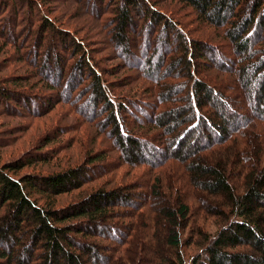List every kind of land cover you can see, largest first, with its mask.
<instances>
[{
  "label": "trees",
  "instance_id": "trees-1",
  "mask_svg": "<svg viewBox=\"0 0 264 264\" xmlns=\"http://www.w3.org/2000/svg\"><path fill=\"white\" fill-rule=\"evenodd\" d=\"M147 1H115L114 9L110 11L112 26L108 33L112 30L116 38L118 33L125 36L131 32V26L135 31L141 22L146 31H151L149 37L155 41L154 53L144 37L139 54L137 45H134L132 52L121 57L141 73L140 61L149 53L155 57L157 49H166L172 32L176 36V51L163 58L160 66L163 73L159 68L163 76L157 83L153 81L156 96L150 95V108L156 115L151 128L161 130L160 135L151 141L153 145L147 143L145 128L127 117L132 103H116L117 97L111 93L107 77L95 57L92 60L94 67L87 65L90 59L83 58L78 61L81 72L79 67L75 71L74 66L70 69V73L74 71L85 80L83 87L91 90L82 107L88 111L92 104L93 112L100 104L103 106L100 114H106L107 128L110 127V132L112 130L117 138L123 164L134 166L141 163L160 168L164 163L156 161L159 159L156 152L166 151L163 157L167 161L186 165L184 169L191 187L207 196L222 198L227 211L210 206L202 210L204 214L199 222L195 213L199 205L190 207L182 198H177L176 203L170 202L172 199L162 191L159 178L150 187L132 185L126 191L123 187L108 192L100 190L78 203L54 209L56 200L92 179L86 169H71L52 176L24 175L17 179V173L34 161L9 162L0 166V245L3 247L0 248V260L6 264H84L85 257L91 264H264V0H188L207 22L211 18L210 24L225 30V37L231 42L235 68L221 62L216 68L223 74L235 76L237 89L249 91L247 102L243 105L241 100L238 110L229 104L231 99L226 90L215 85L213 79L199 77L202 72H199L198 62L201 59L210 61V54H203L201 45L180 32L177 26L185 25L176 19L175 14H172L174 24L168 22L157 13L158 10H149ZM16 3L17 0H0V37L3 42L21 49L26 41L20 45L15 41V26L10 33H5V25L2 26L5 18L6 24L13 18L16 22ZM28 4L25 6L29 7ZM243 5L250 9L248 15L242 13ZM134 16L139 22L133 20ZM161 20L163 29L155 31L154 36V28L160 29L157 25ZM227 27H230L228 31ZM164 28L172 31L165 34ZM47 29L50 27L43 33ZM54 36H58L55 42L68 45L69 35L54 30ZM60 37H64V42ZM38 42L41 44L43 40L38 39ZM77 48L80 50L79 46ZM57 50L62 52H58L54 59L58 63L62 59L63 71L69 68L73 58L59 56L68 48L58 47ZM46 56V60L52 59L48 53ZM151 59L150 55L149 61L145 60L148 68L142 75L149 81ZM172 67L173 72L180 71V74H173ZM48 76L43 80L49 81ZM73 79L67 78L65 85L68 86ZM81 83L77 82L78 88ZM54 84L59 87L61 83ZM178 87L182 88V93L176 92ZM78 88L72 91L73 98L80 92ZM53 96L43 97L47 106L40 108L42 113H48L56 104ZM21 101L25 110L35 113L28 108L29 99ZM10 103L13 104L11 107ZM21 106L20 101L15 100V93L0 90V115L5 114L4 108L20 111ZM39 106L42 105L39 103ZM245 113L251 117L243 116ZM205 131L208 136H204ZM8 144V139L0 141V149ZM213 152H217L218 157L224 153L229 155L223 157L224 161L217 158V161L207 163L204 159ZM45 160L50 161L46 156L38 161ZM248 161H252L251 164ZM228 166L239 173L234 184L229 181ZM103 168L96 167L92 171L98 173L99 169L102 173ZM238 188H241V194H237ZM215 217H219L222 223L210 232L207 223ZM139 218L140 230L135 225ZM134 232L138 233L134 235Z\"/></svg>",
  "mask_w": 264,
  "mask_h": 264
},
{
  "label": "rangeland",
  "instance_id": "rangeland-1",
  "mask_svg": "<svg viewBox=\"0 0 264 264\" xmlns=\"http://www.w3.org/2000/svg\"><path fill=\"white\" fill-rule=\"evenodd\" d=\"M115 1L119 0H107L104 3H101L102 0H17V7L15 8L16 22L15 18L9 20L7 24L5 23L6 18L3 20L2 26L5 25L3 28L5 33L13 32L12 29L15 26V41L19 45L21 42L26 41V44L22 43L21 49H18V46L14 48L10 44L3 42L0 37V90L8 94L15 93V100L20 101L22 105L18 108L20 111L5 109L11 107L12 103H10L9 107L5 105V114L0 115V141L4 139L10 141V144L0 149V166L9 162L24 163V161H34L30 165L25 164L26 166L15 176L17 179L24 175L52 176L71 169H86V174L92 179L83 184L78 190L71 191L56 200L54 209H61L73 203H78L90 194L100 190L108 192L123 187V190L126 191L129 190L126 188L132 185H147L150 187L159 178V181L162 182V191L166 193V196L168 194L169 199H172L170 202L176 203L177 198H182L183 203L189 204L190 207L195 204L199 205L198 211L195 212L198 215L197 220L199 222H202L204 209L210 206H213L216 210L226 212L227 208L224 206L222 198L207 196L188 184L187 172L184 169L186 165L182 166L180 163L171 160L167 161L166 157H163V154L167 153L166 151L156 152L159 154V159L156 161L160 160V163H164L160 168L150 167L149 164L141 163L134 166L123 164L122 156L118 150L117 138L112 133V130L110 132L111 128H107L108 119L105 118L106 114H103L105 117L100 114L103 106L100 104L96 111L93 112L92 104H90L88 111L82 107L84 101L86 103L87 96L91 94V90L87 89V86L83 87L85 80H82L83 78L79 77L78 73L74 71L78 67L80 68L78 61L83 58L84 60L90 59V63L88 64L85 61V64L87 63L89 67H94L92 64L94 61L93 57H95V60L98 61V67L107 77V84L111 93H114L117 97L115 99L116 103H132L131 112L127 113V117L130 121L141 124L145 128L144 135L149 141L147 143L150 146L153 145L151 141L160 135L161 130L154 127L151 128L153 126L152 121L156 115L150 108V95L156 96L155 92L157 89L153 81L157 83L163 76L160 73V71L162 72L160 66L163 58L167 54L176 51L178 45L176 36L172 32L166 49H157L155 57H153L155 41L149 37L151 31H146L143 22L136 25L135 31H132L133 26H131L129 29L131 32L126 33L125 36L118 33L117 39L116 36L114 37L115 33L112 30L108 33V29L112 26V23H109L110 11L114 9ZM190 2L188 0H148L145 3L148 4L149 10H158L157 13L164 16L168 22L173 23L172 14H175L176 19L185 25V27L177 26V28L180 29L182 34L190 36L194 42L201 45L199 47L203 54H210L208 56L210 61L201 59L198 62L199 72L203 74V76L200 74L199 77L201 79H213L215 85L221 89L223 88V90H226L224 92L229 94L231 99L229 104L233 105L235 110H238L241 100L242 102L244 101L243 105L247 102L246 97L249 91L237 89L238 82H236L235 76L223 74L216 68L219 67V62L225 63L229 68H235L234 62L236 61L232 53L231 42L226 39L225 30L223 31L220 29L221 27L218 28L210 24L211 18L207 22L204 15L196 7L192 6ZM25 3H29V7L25 6ZM138 10L142 9L138 8ZM249 11L250 9L246 5L242 6V13L248 15ZM133 20L139 22L136 16H134ZM162 22L163 20H161L159 26L157 25V27H160L159 30L154 28V36L156 35L155 31L160 32L163 29ZM46 26L50 27L51 30L47 29L43 33L45 28H47ZM229 28L227 27L226 30L228 31ZM54 30H59V33L69 35L66 42L68 45H64L59 41L55 42L54 39L58 36H54ZM169 30L164 28L165 34ZM63 38L60 37L62 42H64ZM143 38L146 42H150L149 49H151V52L153 50V53L147 54L140 61L142 63L140 65L141 73L139 70L132 69V66L125 63L121 57L132 52L134 45H137L136 51L139 54L141 52L140 45H144ZM38 39H42L43 42L40 44ZM133 40H137V42H133ZM23 45L24 48H22ZM77 46L80 47V50H78ZM58 47L62 49L63 47L65 49L68 48L67 52L59 54L60 57L73 58L69 68L63 69V71L61 70L62 59L61 63L54 59L58 52H62V50H57ZM47 53L50 56L49 59L52 58L51 60H46ZM40 54H44V56ZM150 55L152 58L150 60L152 70L149 72L151 81L146 76H142L143 72L148 68L145 62L149 61ZM155 60L156 65H154ZM73 66L74 71L70 73V69ZM95 69L98 73V68L96 67ZM173 69L174 67L171 68L173 74H180V71H175L177 72L175 73ZM81 70L82 68H80V72ZM46 76L49 77L47 79L50 83L43 80V77ZM67 78H70V80L74 78L71 82L72 84L69 83L68 86L65 85ZM80 81L82 83L78 88L77 82ZM55 82L61 83L60 86L58 87V84L55 85ZM77 88L80 92L73 98L71 96L72 91ZM177 91L178 93L183 92L182 88L179 89V87L176 89ZM50 95H54L53 99L57 100V102L48 113L44 114L40 109L41 107L45 109L47 106L43 103V97ZM23 98L29 99L31 103L29 102L28 108L32 111L34 110L35 113L23 108L21 101ZM154 99L152 102H154ZM39 103L42 106H39ZM245 114L243 116L251 117V115ZM203 133H205L204 136H208L207 131ZM208 155L209 157L204 160L207 163H213L215 160L217 161V158L224 161L223 157L229 154L224 153L221 157H218V153L213 152ZM45 156L49 157L50 161H38L45 159ZM151 160L153 161V159ZM251 162L248 161L247 163L251 164ZM96 167H104V170L100 173L101 171L97 169L98 173H94L92 169H96ZM228 167L229 169H226V171L229 181L234 184L239 179V173L237 170L233 171L232 166ZM239 189L241 188H238L237 194L242 193ZM137 192L135 191V193ZM139 221L140 218L136 219L135 225ZM220 222L222 223L219 217L209 219L207 230L210 232L215 231L221 225ZM136 226L140 230V224ZM137 233L134 232V235ZM135 243L137 248H139V242L137 243L136 241ZM193 251L192 249L190 253L192 254ZM164 255L165 253H163V257ZM16 262L19 261L16 260ZM83 263L91 264L90 262L87 263L86 257L83 258ZM152 263H154L153 260ZM0 264L6 263L4 260H0ZM24 264L27 263L25 262ZM98 264H101V262Z\"/></svg>",
  "mask_w": 264,
  "mask_h": 264
}]
</instances>
